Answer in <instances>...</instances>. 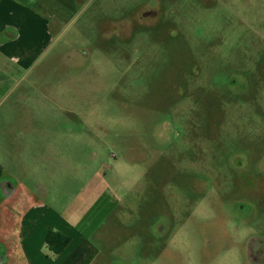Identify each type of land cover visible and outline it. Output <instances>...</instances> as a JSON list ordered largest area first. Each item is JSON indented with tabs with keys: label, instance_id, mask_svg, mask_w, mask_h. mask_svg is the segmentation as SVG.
<instances>
[{
	"label": "rangeland",
	"instance_id": "rangeland-1",
	"mask_svg": "<svg viewBox=\"0 0 264 264\" xmlns=\"http://www.w3.org/2000/svg\"><path fill=\"white\" fill-rule=\"evenodd\" d=\"M22 45L0 55L4 182L62 165L49 208L110 204L96 264H264V0H92Z\"/></svg>",
	"mask_w": 264,
	"mask_h": 264
},
{
	"label": "crops",
	"instance_id": "crops-1",
	"mask_svg": "<svg viewBox=\"0 0 264 264\" xmlns=\"http://www.w3.org/2000/svg\"><path fill=\"white\" fill-rule=\"evenodd\" d=\"M91 2L92 0H0V55H8L18 64L27 63L33 53H29L30 49L26 50L22 43L46 44L61 37L64 28L82 19ZM15 49L23 51L21 57L12 53ZM43 151L41 158L37 160L39 166L35 171L29 170L31 176H36L37 171H41L40 175L43 176H47V172H53L51 159L46 156V150ZM56 167L57 176H60L53 174L56 181L44 179L35 185L21 180L4 182L1 168L0 208L5 200L11 201L12 217L17 218L18 223L14 224L12 232L7 233L1 221L0 264L97 263L101 251L88 238L90 234L96 237L105 223L112 218L113 207L106 203L95 204L93 216L90 215L89 218L85 217L84 212H54L48 206L50 186L54 182L63 184V166ZM77 208L84 209L81 206ZM6 216V211L0 212V218ZM51 231L70 239V243L60 249L59 253L54 252L47 243ZM61 244V238L56 237L54 247L60 248Z\"/></svg>",
	"mask_w": 264,
	"mask_h": 264
},
{
	"label": "trees",
	"instance_id": "trees-1",
	"mask_svg": "<svg viewBox=\"0 0 264 264\" xmlns=\"http://www.w3.org/2000/svg\"><path fill=\"white\" fill-rule=\"evenodd\" d=\"M56 237H60L62 240V244L60 248L54 247V244L56 242ZM47 243L53 249L54 252L59 253L60 249H64L70 243V239L64 236L61 237V235L57 234L56 232L51 231L48 235Z\"/></svg>",
	"mask_w": 264,
	"mask_h": 264
}]
</instances>
